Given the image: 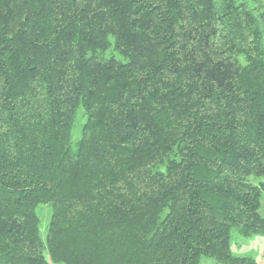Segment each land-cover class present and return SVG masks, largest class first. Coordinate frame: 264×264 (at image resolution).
I'll use <instances>...</instances> for the list:
<instances>
[{"label":"trees","instance_id":"trees-1","mask_svg":"<svg viewBox=\"0 0 264 264\" xmlns=\"http://www.w3.org/2000/svg\"><path fill=\"white\" fill-rule=\"evenodd\" d=\"M262 190L264 0H0V264H256Z\"/></svg>","mask_w":264,"mask_h":264},{"label":"rangeland","instance_id":"rangeland-1","mask_svg":"<svg viewBox=\"0 0 264 264\" xmlns=\"http://www.w3.org/2000/svg\"><path fill=\"white\" fill-rule=\"evenodd\" d=\"M80 124L81 122L77 120L73 127L72 137H71L72 142H74L79 137ZM49 211L50 210L48 206H43L39 210L40 230L42 236H44L45 233L46 224L49 218ZM259 213L264 218V190H262L260 196ZM230 250L234 255L250 256L255 260L256 264H264V234L243 236L236 230H233L231 233ZM51 264H63V263H55L51 261ZM201 264H222V263H219L209 257H202Z\"/></svg>","mask_w":264,"mask_h":264}]
</instances>
